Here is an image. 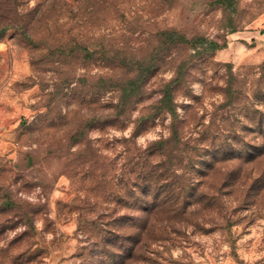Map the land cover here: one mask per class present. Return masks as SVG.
Instances as JSON below:
<instances>
[{
	"label": "rangeland",
	"instance_id": "1",
	"mask_svg": "<svg viewBox=\"0 0 264 264\" xmlns=\"http://www.w3.org/2000/svg\"><path fill=\"white\" fill-rule=\"evenodd\" d=\"M170 29L218 45L177 91L186 137L226 117L258 133L264 0H0V264H264V178L196 177L205 195L161 218L139 177L169 117L135 134L137 118L195 52L169 49ZM154 55L146 93L110 121L112 88Z\"/></svg>",
	"mask_w": 264,
	"mask_h": 264
},
{
	"label": "trees",
	"instance_id": "2",
	"mask_svg": "<svg viewBox=\"0 0 264 264\" xmlns=\"http://www.w3.org/2000/svg\"><path fill=\"white\" fill-rule=\"evenodd\" d=\"M165 33V44L169 49L186 46L195 52L181 59L174 67L173 76L160 83L157 98L137 118L134 133L138 134L146 123L157 117H169V134L152 140L143 150L139 177L151 179L155 184L151 197L158 216L162 214L161 218H165L163 214L167 213L173 218L188 211L190 197L200 199L205 195L202 189L190 185L195 183L196 177L212 178L219 183L234 177L264 178V123L261 119L247 121V124L255 125L258 133L243 134L234 130V120L226 117L222 119L224 127H214L212 121L209 125H202L196 134L191 132L186 137L183 132L185 118L180 117L177 110V91L182 84L185 88L188 86L193 58L211 56L218 45L213 41L205 44L201 37L189 38L176 29ZM158 60L159 55H154L147 62L137 63L127 71L128 77L112 88L117 92V99L110 104L114 110L110 121L119 120L132 110L136 100L144 96L148 82L157 75ZM230 96L231 93L226 95L225 105L232 104ZM182 181L190 186L182 187ZM167 219L171 221L169 217Z\"/></svg>",
	"mask_w": 264,
	"mask_h": 264
}]
</instances>
